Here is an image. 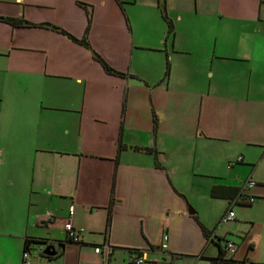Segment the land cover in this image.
I'll list each match as a JSON object with an SVG mask.
<instances>
[{
  "label": "crops",
  "instance_id": "0c3cea01",
  "mask_svg": "<svg viewBox=\"0 0 264 264\" xmlns=\"http://www.w3.org/2000/svg\"><path fill=\"white\" fill-rule=\"evenodd\" d=\"M137 1L0 0V16L42 23L0 19V264H129L132 248L144 252L147 264H174L187 255L232 264L212 260L223 247L219 234L199 212H189L176 165L169 163L183 153L188 173H196V157L203 171L219 169L221 154H208L204 145L212 142L219 149L230 145L224 165L246 166L245 180L255 181L249 187L244 180L242 188L212 183L254 197L250 203L225 197L217 224L238 200L252 208L225 221L239 234L225 257L264 264V42L227 45L217 31L224 20L238 26L247 18L252 31L264 33V0H177L175 10L173 0H150L157 27L143 36L129 9ZM118 11L123 23L116 21ZM192 19L204 21L203 43L184 40L185 31L201 28ZM70 35L86 36L127 75L106 72ZM191 77L199 84L191 86ZM195 142L198 156L191 152ZM71 205L78 241H65ZM201 224L212 231L209 237ZM26 237L53 244V257L32 249L25 260Z\"/></svg>",
  "mask_w": 264,
  "mask_h": 264
},
{
  "label": "rangeland",
  "instance_id": "374dc122",
  "mask_svg": "<svg viewBox=\"0 0 264 264\" xmlns=\"http://www.w3.org/2000/svg\"><path fill=\"white\" fill-rule=\"evenodd\" d=\"M127 1V0H126ZM177 0H173V10L176 9ZM129 9L131 15L133 14L134 18L136 19V26L139 36H143L148 33L149 30L156 29L157 23L150 17V0H138L133 4H129ZM230 19V18H229ZM247 18H243L242 20L238 19L236 21L237 24L232 20H224L221 29L217 28L219 32V39L227 45H234L235 43L239 44H248L251 40H259L260 42H264V33H258L251 30V22L246 20ZM116 21L119 23H123L120 11L117 12ZM197 26L201 28L198 31L187 32L185 31L184 40H195L196 42L203 43V41L207 40V32L203 28L202 24L204 21L202 19H192ZM247 21V22H246ZM247 24V26H246ZM183 23H181V26ZM179 26V25H178ZM239 28V31H238ZM166 36V32L164 33ZM172 35V34H171ZM169 35V38L172 39L173 36ZM91 51V50H90ZM92 53V51H91ZM191 86H196L199 84V80L196 77H191L190 81ZM193 101V97H192ZM200 142H195L191 144V152L192 150H196L197 156L199 155V144ZM207 147L208 154H221V158L223 159V165L219 166V169L216 168L211 172L208 168L204 170L203 164L200 166L199 157H196L193 166L196 170V173H188L186 172V168L184 164L186 162H182L183 153L179 158H174L169 160V163H174L176 165L178 174L180 176V183L182 184V188H184L185 192L188 195V204L189 206L194 209L196 212H199L200 216L203 217L210 226L216 231L219 235H224V237L228 240L235 241L237 238L236 235H239L236 230L232 233L228 234L225 233L226 230L224 229L228 223L221 222L217 224L218 218L216 216L223 211L228 206V199L225 197H212L210 194V190L212 187V183H234L239 184L242 188L243 181L247 178L248 175V168L246 166H242L239 164H234L235 168H227L224 165L225 158L231 154V149L229 148L230 145L227 147L222 146L219 149V145L212 143L204 144ZM180 152V150H179ZM192 155V154H191ZM218 157V156H217ZM218 165V159L216 160ZM214 162V161H213ZM235 163V161L228 162L230 164ZM192 164L191 159L189 160V166ZM232 166V167H233ZM215 172V173H214ZM198 181V182H197ZM246 181V180H245ZM200 183V184H199ZM206 184L207 191L205 193L202 192L203 185ZM246 188V187H244ZM234 212L238 209H243V213H250L252 208L250 206L242 204L241 200L236 201L233 203ZM197 205L200 206V210L198 211ZM220 226V227H219ZM229 229L231 224L228 225ZM219 228V229H218ZM221 245H223L224 240H220ZM174 264H209V259L206 257H195L191 255L182 256L180 258H176L174 260Z\"/></svg>",
  "mask_w": 264,
  "mask_h": 264
},
{
  "label": "trees",
  "instance_id": "16d2710c",
  "mask_svg": "<svg viewBox=\"0 0 264 264\" xmlns=\"http://www.w3.org/2000/svg\"><path fill=\"white\" fill-rule=\"evenodd\" d=\"M161 9V15L162 18H164V20L166 21L167 24V32L171 33L173 32L174 26H173V22L172 19L167 15L166 10H165V6L164 3L161 4L160 6ZM0 19L5 20L13 25H18V24H29V25H40L42 23H34L31 21H26L24 19L21 18H15V17H10V16H6V17H2L0 16ZM47 25V23H44ZM49 24V23H48ZM52 27L56 28V25H52ZM61 32L65 31L63 29H60ZM69 34V33H67ZM75 41L83 44L84 46L90 48L92 50V55L94 56V58H96V60H98L102 67L104 68V70L108 73H115V74H121V75H127L125 72L122 71H118L116 69H114L113 67H111L106 61L105 59L99 54L97 53L94 49H92L88 39L86 36H82L81 38H77L74 37L72 35H70ZM169 70V62L167 61V68H166V73H168ZM146 150L150 153H153L154 158L156 159V155H157V150L155 148L149 147L146 148ZM239 192V188L236 186H230V185H220V184H213L210 190V194L212 196H216V197H228V198H232L234 196H236ZM113 203V196H111L109 203L107 205V215H106V226H105V231L108 230L109 226H110V222H111V205ZM201 228L203 233L209 237L210 233L212 232L210 229L206 228L205 226H203L201 224ZM104 231V233H105ZM45 239H41V238H32V237H26L24 239V243H23V250L24 249H28L29 251H31L32 249H35V244L41 243L42 241L44 242ZM65 241H70V239H66ZM72 241V240H71ZM62 244L64 243V241H61ZM134 254H139L141 253V250L139 248H132L131 249ZM225 251L223 249H219L218 252V256L215 258H212V260H226L228 262H231L232 264H235V260L232 259L231 257H225ZM42 255L47 257V258H51L53 257V255H46L42 252ZM131 264V262L129 263Z\"/></svg>",
  "mask_w": 264,
  "mask_h": 264
},
{
  "label": "built area",
  "instance_id": "2783aa9c",
  "mask_svg": "<svg viewBox=\"0 0 264 264\" xmlns=\"http://www.w3.org/2000/svg\"><path fill=\"white\" fill-rule=\"evenodd\" d=\"M236 160L237 161L240 160V156H238L236 158ZM254 184H255L254 180L248 179L246 181V185H248L249 187L254 185ZM235 199H245L247 203H250L252 200H254V197H253V195L245 194L241 190H239L238 194L233 198V200H235ZM73 212H74V209H73V206L71 205L69 208L68 216H66L63 220V227L65 228V230L67 232V237L69 239L74 240V241H78L79 240L78 230L75 229V227L73 226L72 221H71V215L73 214ZM48 216L51 217V215H48ZM234 216H235V214H234L233 209L231 207H229L227 209V211L222 215L221 221L225 222V221L232 220L234 218ZM162 240L163 241L161 243V248H166L167 247V243H166L167 234L163 235ZM44 247H45L44 242L35 244V249H37L41 252H43ZM222 249L225 251L226 254L233 253L236 249V245L233 241L226 239L223 243ZM94 251L99 252L100 246L96 245L94 247ZM29 253H30V251L28 249L23 250L22 255H23V258L25 260L28 257ZM130 262H131V264H147L144 252L141 251V253H139V254H133Z\"/></svg>",
  "mask_w": 264,
  "mask_h": 264
},
{
  "label": "water",
  "instance_id": "95a60500",
  "mask_svg": "<svg viewBox=\"0 0 264 264\" xmlns=\"http://www.w3.org/2000/svg\"><path fill=\"white\" fill-rule=\"evenodd\" d=\"M48 24V23H47ZM189 212L192 213L193 212V209L189 207ZM236 230V227L235 225L231 226L230 229L226 230L225 233H232L233 231ZM215 238L217 241H220V240H226V238L224 237V235H215ZM228 240V239H227ZM56 252V250L54 249V246L53 244H47L45 243V247L43 248V253L46 254V255H53L54 253Z\"/></svg>",
  "mask_w": 264,
  "mask_h": 264
},
{
  "label": "flooded vegetation",
  "instance_id": "af4514ba",
  "mask_svg": "<svg viewBox=\"0 0 264 264\" xmlns=\"http://www.w3.org/2000/svg\"><path fill=\"white\" fill-rule=\"evenodd\" d=\"M43 242V241H42ZM44 243H47V241L46 240H44Z\"/></svg>",
  "mask_w": 264,
  "mask_h": 264
}]
</instances>
